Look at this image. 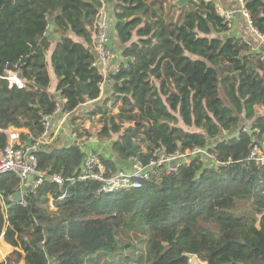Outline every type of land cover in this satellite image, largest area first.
<instances>
[{"label": "trees", "instance_id": "16d2710c", "mask_svg": "<svg viewBox=\"0 0 264 264\" xmlns=\"http://www.w3.org/2000/svg\"><path fill=\"white\" fill-rule=\"evenodd\" d=\"M244 2L264 36V0ZM104 3L115 16L109 46L118 54L107 78L93 49ZM163 3L0 0V129H26L21 140L32 143L45 131L44 116L59 106L72 115L91 100L87 117L101 124L95 136L110 142L111 152L99 155L109 175L126 162L149 163L156 147L168 153L199 147L214 156H196L171 173L160 166L142 188L100 193L98 181L78 179L87 156L78 141L41 144L38 169L61 174L64 186L45 179L28 189L24 206L12 200L19 177L0 176L7 204L5 216L0 202L6 241L0 236V261L11 244L24 251L25 264H189L186 254L207 264H264V162L251 157L255 146L264 149L262 49L252 52L229 35L214 0L187 10L170 3L180 11L172 16ZM49 26L60 40L45 36ZM17 69L25 88L4 77ZM78 119L71 121L77 138L93 135ZM7 141L0 131V146ZM7 259L0 264H11Z\"/></svg>", "mask_w": 264, "mask_h": 264}, {"label": "built area", "instance_id": "2783aa9c", "mask_svg": "<svg viewBox=\"0 0 264 264\" xmlns=\"http://www.w3.org/2000/svg\"><path fill=\"white\" fill-rule=\"evenodd\" d=\"M244 14L248 17L253 31L262 39V59L264 60V36L253 27L249 12L246 8L244 9ZM222 16L226 18L229 22V26H231L232 16L230 14ZM50 29L51 27L49 26L48 30L45 32V36L50 35ZM109 32V14L107 6L104 3L97 13L93 29V49L98 56L97 64L100 66L104 78H107L111 65L118 56L116 51L109 46ZM4 77L9 80L11 87H26V82L18 69L9 70ZM101 85H103V83ZM70 113L71 112H63L62 108L59 106L52 115L44 116L43 124L45 126V131L40 138L32 143L22 142V131L20 128L8 127L6 129H0V131L6 133L8 138L7 144L3 147L0 146V176L6 173H14L19 177L20 190L23 192V199L20 202L22 205L26 206L25 193L28 189L31 188V190H34L41 185L45 179H50L60 187L64 186L65 179L61 174L49 175L46 171L38 169V158L35 155V151L39 145L51 144L55 141L57 135L64 128L66 119ZM71 135L75 141H78L75 131H73ZM81 147L84 148L87 156L83 162L78 179L98 181L100 183L98 192L100 193L142 188L146 180H150L152 177L159 174L158 168L160 166H164L167 172L171 173L176 172L181 166L189 164L196 156H199L201 161H205L207 156L214 158V156H211L205 149L199 147L185 149L184 151L177 150L174 153H168L165 149L156 147L153 152V158L149 163L145 164L141 161H134L130 163L129 167L120 168L109 175V169L102 162L99 156L100 154L89 151L85 145H81ZM251 157H256L258 160L264 162L262 149L259 146L253 148ZM71 179L74 180V177ZM0 202L6 216L7 204L1 194ZM0 236L4 237L3 234ZM186 255L188 256L189 264H206L202 262L196 254Z\"/></svg>", "mask_w": 264, "mask_h": 264}, {"label": "rangeland", "instance_id": "374dc122", "mask_svg": "<svg viewBox=\"0 0 264 264\" xmlns=\"http://www.w3.org/2000/svg\"><path fill=\"white\" fill-rule=\"evenodd\" d=\"M172 1L173 0H163V2H164L163 3L164 4V8H165L166 12H169L170 16L176 14V12H178L177 13V15H178L180 11L179 10H176L174 7H171ZM190 5H192V3L189 4L188 6L183 7V8H186L185 10L190 9ZM109 14H110V12H109ZM49 32L52 33V27L49 30ZM115 33L116 32L114 31L113 32V38H114L113 40H116V34ZM71 35H72L73 39L79 40V38L77 36H75L73 34H71ZM56 36L58 37V35H56ZM114 45H115V47H117V45L115 43H114ZM47 61H48V64H49V69L52 71V80H53V83H54V82H56V79L57 78H56L54 69L52 67L50 55L47 56ZM105 92H106V89H105ZM104 93L102 94V90H101V96L99 98V101L104 100V98H105V96H103V95H105ZM221 93H222V96L224 97L225 101L228 103V100L225 97L224 92H221ZM102 96H103V99L101 98ZM93 104H94L93 101H88L87 103L82 104L75 113H73L72 115H70L71 117L69 116L68 119H67V121H66V123H65V130H63L62 131L63 133H61L58 136V138L55 139V141L53 142V144H56L57 146H63V145H68V144H71V143L74 142V141L71 142L70 140H68L70 136H67L66 134L71 135L72 132L75 131L76 127L74 125H73L74 127L71 125V121H72L73 117L77 116L79 118L77 120V124H80V123L84 122L83 123L84 128L87 129V130H89L90 133L93 134V135L85 134L86 136H84L83 138H79V139L77 138L79 144L82 145V146H84V145L86 146L87 145L88 150L91 151V152H95V151H98V150L101 149V152L102 153H110L111 152L110 142L104 141V140H101L100 141L95 136V133H96L97 129L101 127L100 122H97V117H95L93 120L92 119H89L87 117V112L90 111V110H92ZM111 106H112V103H111ZM259 111L260 112H264V108L260 107L259 108ZM113 112H118V109L117 108H113ZM180 125L184 129H186V130H197V129L193 128V127L190 128L188 126H185L183 124V122H180ZM77 136H78V133H77ZM87 138L88 139L89 138H92V139H95V140L92 141V143H91V139H90V141H86ZM92 144H97L100 147L95 148ZM88 145H89V147H88ZM262 155L264 156V149H262ZM129 166L130 165H128V167ZM1 242L2 241L0 240V243ZM17 250H20V248L19 249H15V248L12 249V248L9 247V249L6 251V253H8V254H6L5 257L3 258V260H1L0 262L7 261L9 263V259H7L9 257L11 259L10 260L11 261V264H23V255L16 256L15 252Z\"/></svg>", "mask_w": 264, "mask_h": 264}, {"label": "crops", "instance_id": "0c3cea01", "mask_svg": "<svg viewBox=\"0 0 264 264\" xmlns=\"http://www.w3.org/2000/svg\"><path fill=\"white\" fill-rule=\"evenodd\" d=\"M216 2V7L219 10V12L222 15H228L230 14L232 16V24H231V30L229 31V35L230 36H234V37H240L243 38L252 48V52L256 51L259 52L262 49V39L260 38V36H258L253 29L250 26V22L248 17L244 14V9H245V4L243 2V0H214ZM108 10V7H107ZM108 14H109V10H108ZM109 19H110V28H114L115 26V16L113 14V12L110 10V14H109ZM114 38L111 39V41ZM112 46H113V41L111 42ZM115 44L117 46L121 45L119 41L115 42ZM115 46V45H114ZM113 46V47H114ZM50 55V59H51V52H49ZM116 60H114L115 62ZM50 74H51V78H52V71L50 70ZM57 78V77H56ZM57 81L58 79H56V82L53 83V80L51 82V87H50V91L52 93L56 92V85H57ZM106 85L105 83H103V85H101V90H102V94L105 92L106 89ZM68 119V118H67ZM66 119V121H67ZM66 123V122H65ZM65 130V126L62 129V131ZM22 132H29L26 129L21 128ZM60 132L56 139L58 138V136L63 133ZM70 136L68 140H70L71 142L75 141V139L72 138V135H68ZM67 140V139H66ZM95 139L91 138V143L92 141H94ZM95 148H98L100 146H98L97 144H92ZM89 147V145H88ZM99 154H102L101 149L96 151ZM128 165H130V162H126L125 164H120L119 169L120 168H127ZM3 242H5L4 237H2ZM12 249H19L16 248L14 246H12L11 244H9ZM9 249V248H8ZM12 251V250H11ZM14 251V250H13ZM19 251L22 252L23 255V264H25V253L22 249H20Z\"/></svg>", "mask_w": 264, "mask_h": 264}, {"label": "water", "instance_id": "95a60500", "mask_svg": "<svg viewBox=\"0 0 264 264\" xmlns=\"http://www.w3.org/2000/svg\"><path fill=\"white\" fill-rule=\"evenodd\" d=\"M197 0H173L172 4L177 5V7L181 10L183 9V7L188 6L189 4H191L192 2H195ZM61 37L60 36H56L54 34L50 35V40L54 41V40H60ZM81 87L82 90L84 91V94L87 95L88 94V90H87V84L86 83H81ZM91 101V100H90ZM129 125L131 123H128ZM140 124L139 122L135 123V125ZM23 199V192L22 190H18L13 196H12V200L15 203H20Z\"/></svg>", "mask_w": 264, "mask_h": 264}]
</instances>
